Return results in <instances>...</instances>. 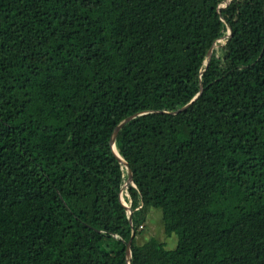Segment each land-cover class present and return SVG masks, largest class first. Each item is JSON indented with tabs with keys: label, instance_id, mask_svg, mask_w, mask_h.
<instances>
[{
	"label": "trees",
	"instance_id": "obj_1",
	"mask_svg": "<svg viewBox=\"0 0 264 264\" xmlns=\"http://www.w3.org/2000/svg\"><path fill=\"white\" fill-rule=\"evenodd\" d=\"M227 1L0 0V264H126L135 113L131 264H264V0Z\"/></svg>",
	"mask_w": 264,
	"mask_h": 264
},
{
	"label": "water",
	"instance_id": "obj_2",
	"mask_svg": "<svg viewBox=\"0 0 264 264\" xmlns=\"http://www.w3.org/2000/svg\"><path fill=\"white\" fill-rule=\"evenodd\" d=\"M230 35H231V29H230V27H228V31H227L226 37H229ZM212 47L213 46H211V48L208 50L207 60L205 62L206 64H208V61H209V58H210V55H211ZM201 91H202V86L200 87V91L194 96V98H192V100L188 104H186L185 106L181 107L179 109V111L182 110V109H185L192 102H194V100L198 97V95L201 93ZM137 115H139V113L132 114V115L124 118L123 120H121L115 126V128H114V130L112 132L110 141H109V144H110V147H111V150H112L113 154L118 159V161L122 165V167H124L126 169V171H127V179H126V182L124 183V185L122 187V190H123V188L127 187L128 184H131V185L134 186V183H133V173H132L129 165L114 150V146H115V136H116L117 132L119 131V129L126 122H128L129 120H131L132 118H134ZM122 190H120V192H119V201H120L121 205L125 208V211H126V214H127V218H128L129 223H130V226H131V234H130V237H129V239L127 241H125V259H126V264H131V244H132V240L134 238L135 230H134V225H133V220H132V210H131V208L125 202L122 201L123 200V198H122Z\"/></svg>",
	"mask_w": 264,
	"mask_h": 264
},
{
	"label": "rangeland",
	"instance_id": "obj_3",
	"mask_svg": "<svg viewBox=\"0 0 264 264\" xmlns=\"http://www.w3.org/2000/svg\"><path fill=\"white\" fill-rule=\"evenodd\" d=\"M228 1L230 2V0ZM228 1L226 5L229 3ZM219 8L223 9L224 7L221 4ZM150 237H154L159 241L164 242L166 249H173L178 242V236L176 233H172L170 236L165 235L161 209L155 207H151L147 214L146 232L138 235L136 241L139 244L144 243Z\"/></svg>",
	"mask_w": 264,
	"mask_h": 264
},
{
	"label": "bare ground",
	"instance_id": "obj_4",
	"mask_svg": "<svg viewBox=\"0 0 264 264\" xmlns=\"http://www.w3.org/2000/svg\"><path fill=\"white\" fill-rule=\"evenodd\" d=\"M114 148H115V146H114ZM115 151H116V148H115ZM117 152V151H116Z\"/></svg>",
	"mask_w": 264,
	"mask_h": 264
}]
</instances>
